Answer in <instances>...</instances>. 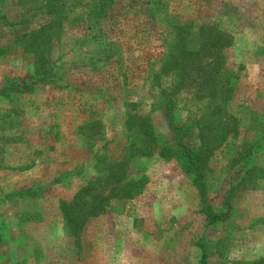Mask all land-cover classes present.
<instances>
[{
    "label": "rangeland",
    "instance_id": "rangeland-1",
    "mask_svg": "<svg viewBox=\"0 0 264 264\" xmlns=\"http://www.w3.org/2000/svg\"><path fill=\"white\" fill-rule=\"evenodd\" d=\"M163 1L181 21L213 22L232 38L224 55L237 134L204 168L208 203L227 210L226 219L208 224L177 163L153 154L129 161L130 174L147 179L139 195L88 219L78 245L65 232L59 202L95 176V156L124 153L126 116L149 114L154 84L168 83L156 74L168 33L145 0H114L99 34L71 21L89 0H64L70 22L51 53L67 73L63 87L0 95V264H199L203 253L206 264H264V0ZM40 2L0 0V88L29 72V57L12 41L47 20ZM204 104L178 95L175 119L197 118ZM150 116L166 134L159 115ZM33 187V199L14 194Z\"/></svg>",
    "mask_w": 264,
    "mask_h": 264
},
{
    "label": "trees",
    "instance_id": "trees-1",
    "mask_svg": "<svg viewBox=\"0 0 264 264\" xmlns=\"http://www.w3.org/2000/svg\"><path fill=\"white\" fill-rule=\"evenodd\" d=\"M64 3V0H41L39 7L47 20L12 41L29 57V72L22 80L5 78L0 88L1 96L10 98L11 94L30 93L35 86L44 84L63 87L67 73L56 65L58 59H52L51 53L53 45L58 44L65 22H70ZM113 3L114 0H89L84 12L73 16L71 21H80L87 31L100 29L99 23L106 19ZM143 5L151 15L163 18L168 33L167 49L158 61L156 73L157 79L158 75L164 76L168 83L154 84L158 95L149 114L126 116L123 128L128 146L124 153L118 159L95 156L92 165L95 176L84 181L69 199L59 202L64 230L74 239L88 219L105 214L111 201L131 200L142 192L147 179L143 175L133 177L128 164L133 157L153 154L177 163L195 189L199 212L208 224L226 219L227 210L215 212L208 203L204 168L213 151L237 134L236 122L228 111L232 75L225 69L224 55L232 38L213 22L195 25L191 20L181 21L166 11L163 0H145ZM180 94H190L196 102H205V111L195 119L177 121L174 98ZM150 114L159 115L166 126V134L159 136L156 133ZM131 135H136L137 141H132ZM96 187H108V192L95 193ZM38 193L35 187L14 192L15 196L28 199L35 198ZM75 242L78 245L76 239ZM199 264H206L204 253Z\"/></svg>",
    "mask_w": 264,
    "mask_h": 264
}]
</instances>
